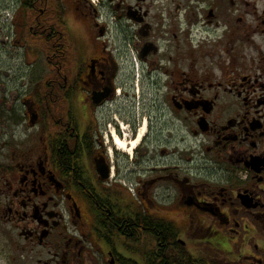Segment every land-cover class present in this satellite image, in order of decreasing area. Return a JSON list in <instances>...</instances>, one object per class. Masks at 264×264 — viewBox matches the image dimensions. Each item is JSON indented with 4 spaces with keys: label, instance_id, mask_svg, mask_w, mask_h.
I'll return each mask as SVG.
<instances>
[{
    "label": "flooded vegetation",
    "instance_id": "flooded-vegetation-1",
    "mask_svg": "<svg viewBox=\"0 0 264 264\" xmlns=\"http://www.w3.org/2000/svg\"><path fill=\"white\" fill-rule=\"evenodd\" d=\"M8 3L0 264H264V0Z\"/></svg>",
    "mask_w": 264,
    "mask_h": 264
},
{
    "label": "rangeland",
    "instance_id": "rangeland-1",
    "mask_svg": "<svg viewBox=\"0 0 264 264\" xmlns=\"http://www.w3.org/2000/svg\"><path fill=\"white\" fill-rule=\"evenodd\" d=\"M8 1H10V7H12V3H14L15 0H0V4H5V5L9 6ZM10 7H9V9H10ZM6 9H8V8H6ZM11 16H12V13H10V11L5 12V10H3L2 13H1V17H2L1 21H2V23H4L3 22L4 21L3 17H5V22H7L8 26H9V27H7L8 30L5 29L6 37H10V35L8 34V31H9V33H12V31L10 29V17Z\"/></svg>",
    "mask_w": 264,
    "mask_h": 264
},
{
    "label": "bare ground",
    "instance_id": "bare-ground-1",
    "mask_svg": "<svg viewBox=\"0 0 264 264\" xmlns=\"http://www.w3.org/2000/svg\"><path fill=\"white\" fill-rule=\"evenodd\" d=\"M137 142H138V141H137ZM117 143L119 144V142H117ZM118 144H117V145H118ZM136 144H137V143H136V142H134V144L132 145V149H133V147H135V146H136ZM118 146H119V148H120L121 150H122V149H123V147H124L122 143H120ZM129 152H130V151H129Z\"/></svg>",
    "mask_w": 264,
    "mask_h": 264
}]
</instances>
